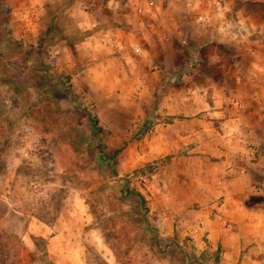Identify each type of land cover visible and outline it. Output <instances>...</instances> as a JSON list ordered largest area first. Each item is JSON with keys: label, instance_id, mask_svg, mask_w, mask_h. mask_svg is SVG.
<instances>
[{"label": "rangeland", "instance_id": "374dc122", "mask_svg": "<svg viewBox=\"0 0 264 264\" xmlns=\"http://www.w3.org/2000/svg\"><path fill=\"white\" fill-rule=\"evenodd\" d=\"M121 3L0 0V264H264V87L239 91L254 55L234 69L228 45L230 73L207 77L206 47L158 42L147 2ZM185 123L230 134L229 154L164 150Z\"/></svg>", "mask_w": 264, "mask_h": 264}, {"label": "crops", "instance_id": "0c3cea01", "mask_svg": "<svg viewBox=\"0 0 264 264\" xmlns=\"http://www.w3.org/2000/svg\"><path fill=\"white\" fill-rule=\"evenodd\" d=\"M122 1V6H128V13H131L130 10H136L138 12L143 11L144 6L142 5H145L147 2L145 10L152 11V27H155L158 31L156 37L158 42L164 41L165 43H168L169 40H172L178 43V51H180V46L184 43L189 44V46L192 45L194 49L199 45L197 48L198 50L195 49L193 51V56H195L198 51L200 52L203 47H206V60H209V63L211 60L212 62L214 61L219 64L218 71L206 73L207 77H227L230 73V71L227 70L229 65L221 61V57L229 59V57H225V54L222 51L225 50L227 52V50H229L228 45L231 46L232 54H234L233 56L235 57L231 64L234 69L238 68L239 57L244 59V54L249 57L253 54L255 58L252 62V72L257 77L258 82L251 88L249 84L245 83L246 86L244 85L242 88H239V91L242 93H251V90L256 93L260 92L261 88L264 87L262 83L264 78V52L262 51V46L264 44V13L261 9L264 7V0H250L249 2L252 3L254 7L247 9L246 11L242 10L241 7L242 3L248 0H144V4L142 3V0ZM235 1L238 5L234 4ZM170 2H172V6L175 8L174 10L176 14L174 15L173 23H166L165 26H167V30L178 29V34L172 39H170V33H166V27L164 28L160 23V20L164 17L162 16L163 13L171 6ZM161 27L163 29H161ZM252 33H254L255 36L256 33L260 35H257L258 40H252ZM216 53L217 56H215ZM183 70L185 69L183 68ZM196 72L197 70L193 71L189 69L187 72H181V75H184L188 80H191L195 74H198ZM200 75L204 76L205 73H201ZM212 80L213 82H216L214 79ZM195 84L196 83L194 82L192 84L189 83L187 87L188 92L192 91ZM258 96L254 97L253 94H251V97L255 100L259 98ZM193 106L194 104L189 102L188 108L191 109ZM230 121L234 122L235 120L232 117L225 120L226 123ZM194 123H191L190 125H193ZM185 128L186 123L183 127L178 126L176 134L171 135L168 139L166 138V140H169V143L167 145L165 144V146L163 145V149H167L173 153L178 151V155L187 158L190 152L199 148L198 146L195 147V141L201 138H205L204 140H221L222 143L225 141V144L223 145L224 148H222L223 146H213V150L220 151L221 154L225 153L228 155L230 149H232L230 146V142L232 141L230 134L226 135L221 132L204 133L203 131L195 130L196 128H188V130ZM226 158H221L219 161L212 160L210 163H217L221 167H228L226 164L229 157ZM210 159H212V157Z\"/></svg>", "mask_w": 264, "mask_h": 264}, {"label": "trees", "instance_id": "16d2710c", "mask_svg": "<svg viewBox=\"0 0 264 264\" xmlns=\"http://www.w3.org/2000/svg\"><path fill=\"white\" fill-rule=\"evenodd\" d=\"M88 114H90L89 116L92 118L93 120V123H94V126H95V129L97 132H101L102 130V127L99 125L98 123V117L92 115L90 112H88Z\"/></svg>", "mask_w": 264, "mask_h": 264}]
</instances>
